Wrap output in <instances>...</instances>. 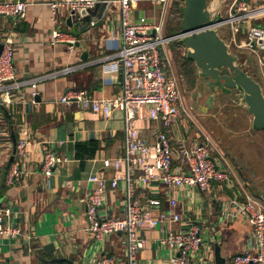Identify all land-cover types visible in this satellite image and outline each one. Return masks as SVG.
<instances>
[{"label":"crops","instance_id":"obj_1","mask_svg":"<svg viewBox=\"0 0 264 264\" xmlns=\"http://www.w3.org/2000/svg\"><path fill=\"white\" fill-rule=\"evenodd\" d=\"M53 1L59 0H34L24 18L0 17V37L9 31L16 35L14 64L17 68L18 80L23 83V86L11 89L12 103L5 105L10 117L5 115L2 107L0 108V113L5 115L4 118H0V130L7 132L2 139L8 161L12 156H14L13 161H17L12 133H15L17 140L24 122H27L32 130V144L29 146L28 156L20 161L22 173L14 178L12 184L5 183V190L0 191V200L10 205L13 220L22 229V235L16 240L0 237V264H53L44 262L41 257L46 259L62 257L73 261L74 264H95L101 255L106 253L114 255L117 264H125L121 233L111 235L104 242H98L87 230L85 201L92 187V183L88 180L89 175L100 172L111 177L113 171L103 165V159H113L123 154L124 114L121 110L115 109L111 118H104L92 111L81 109L75 103L61 102V98L71 89H84L94 98L112 97L119 92L122 74L120 71H114L106 59L121 47V40L112 38L119 33L116 23L119 19L118 3L113 4L100 25H97L96 21L91 24L92 20L84 19L83 25L76 20H72L73 25H69L67 23L70 16L69 5L60 7L54 14L50 6V2ZM250 1L261 3L264 0ZM209 2L213 4L217 1ZM184 3L185 0H170L167 8H163L160 18L157 19L152 13L158 3L143 0L133 10V15L135 18L145 15L151 22L156 23L164 21V34L177 35L174 32L176 27L181 26V19L179 22L177 17L174 18L172 7L178 6L182 13ZM259 23H264V19L250 20L247 25H260ZM54 29L66 31L75 37L73 49H70L67 42L52 43ZM221 29L223 27L219 29L222 37ZM245 36L244 31L238 37ZM222 38L225 40L224 37ZM171 42L163 50L166 70L177 79L179 89L182 85L186 91L193 90L192 100L198 101L200 109L204 111V98L195 91L198 80L196 79L195 85L191 86L181 72L182 57L187 54V48L183 47L182 53L177 47H171ZM234 47L246 52V58L244 56L241 58L242 62L247 61L245 59H248V55L254 64L247 61L249 73L251 76L258 75L261 84L264 83V67L259 62V58L264 57V53L258 56L257 53L238 48L235 44ZM236 49L235 53H237ZM175 53L178 54L176 57ZM67 66H75L74 71L57 74L38 84V95L33 102L31 95L33 89L28 82L40 75L60 71ZM198 72L197 68V74ZM216 104L218 97L212 110L209 109L206 113L213 112ZM246 116L248 117H244L245 131L255 129L252 123L253 116L249 112ZM228 117L232 116L228 115ZM193 120L194 117L187 113L183 106L179 115V129L185 137L190 133ZM138 125L141 134L152 141L156 124L148 118L146 108L139 112ZM199 133L210 140L207 130ZM197 137L198 135H194L192 141L191 139L187 141V145H191ZM78 142H95L97 146L90 147L83 157H78L76 154ZM173 142L178 146L177 140ZM44 144L65 157V161L49 177L45 176L41 166ZM211 145L212 155L232 168L234 191L237 190L242 196L251 195L264 205V193L261 194L262 192L257 190L258 187L243 167L239 157L234 156L235 154L231 157V151H226L215 142V147L212 142ZM215 184L217 188L214 194L205 193L207 198L198 187L176 190L175 196L179 201L177 210L182 212L189 206L190 219L201 217L205 221L206 242L211 241L213 252L215 244H218L221 255L226 258L225 264H232L233 255L242 252L246 247H255L256 243L251 237L252 227L247 220L240 216L233 221L221 217L218 200L229 199L235 192L227 187L218 186V183ZM148 186L152 190H158L163 209H168L164 187L156 181H152ZM207 199L209 204L206 203ZM214 199L216 203L213 202ZM122 200L121 187L118 189L109 187L105 208L111 217L121 215ZM164 227V229L171 227L177 230L181 225L167 220ZM164 229L162 227L142 229L147 243L145 249L138 254L141 263L166 262L175 255L173 249L158 243L159 236L165 233Z\"/></svg>","mask_w":264,"mask_h":264},{"label":"built area","instance_id":"obj_2","mask_svg":"<svg viewBox=\"0 0 264 264\" xmlns=\"http://www.w3.org/2000/svg\"><path fill=\"white\" fill-rule=\"evenodd\" d=\"M34 0L0 1V17L24 18ZM118 3L119 19L116 20L119 33L114 40H121V47L108 55L111 68L120 71L122 82L120 90L112 97L94 98L84 89H71L61 98L62 103H75L81 109L92 111L104 118H111L115 109L124 114V151L119 157L104 158L103 165L113 171L111 177L95 172L89 175L91 189L85 198L87 205V230L98 242L106 241L111 235L122 233V246L125 264H216L213 245L206 242L205 221L201 217L190 219V207L180 212L176 190L198 187L201 192L214 194L218 186L234 191L235 183L231 168L221 159L212 155V145L208 137L198 135L191 145L181 132L179 115L183 107L177 79L168 74L163 57L166 45L178 40L183 34L166 36L164 21L151 22L145 15L135 18L133 10L143 0H59L50 2L53 13L60 7L69 5L70 15H76V21L83 25L79 16L82 8H93L98 2ZM167 8L170 0H152ZM220 11L222 20L217 24L220 29L231 27V40L241 49H248L258 56L264 53V25H247L250 20L264 18V1L260 4L250 0H234L227 7V15ZM72 11L73 14H72ZM95 21L92 20L91 24ZM83 27V26H82ZM246 36L239 38L242 32ZM67 42L73 49L75 37L63 30L52 31V43ZM3 45L0 54V108L12 103L11 89L23 86L18 80L14 64L16 35L9 31L0 37ZM264 67V57L259 58ZM75 66H67L54 73L40 75L28 83L32 87V101L38 95V84L53 78L57 74L74 71ZM146 108L148 118L155 122L153 140L144 137L138 125L139 112ZM5 115L0 113V118ZM7 132L0 130V177L1 169L8 158L4 152L2 136ZM32 130L27 122L20 127L15 143L17 161L9 168L5 182L12 184L14 178L22 173L20 161L29 153ZM178 141V146L173 141ZM42 171L46 177L65 161V157L55 153L47 144L43 145ZM156 181L164 187L168 209H163L158 190L148 185ZM109 187L123 190L121 215L111 217L105 208ZM140 190V191H139ZM229 199H219L220 215L233 221L239 216L247 220L251 227V237L255 247H246L232 257V264H264V205L251 195H240L237 190ZM167 220L179 223L181 228L164 229ZM162 227L165 233L160 235L158 243L175 251L169 261L141 263L138 254L146 247V238L142 229ZM22 235L21 226L12 218V209L8 203L0 200V237L13 240ZM206 243V244H205ZM97 264H117L114 255L103 254ZM53 264H65L53 263Z\"/></svg>","mask_w":264,"mask_h":264},{"label":"water","instance_id":"obj_3","mask_svg":"<svg viewBox=\"0 0 264 264\" xmlns=\"http://www.w3.org/2000/svg\"><path fill=\"white\" fill-rule=\"evenodd\" d=\"M209 1L185 0L181 23L182 31L179 33L183 34L179 40L187 48V57L193 60L199 69L196 93L204 96L206 110L212 109L218 94L230 96L233 94L235 96V98L232 97L233 101L241 100L244 108L253 116V127L263 129L264 90L262 84L249 73L248 62H242L238 53L231 52L228 43L219 34L217 24L223 17L220 11L214 10L216 7L221 9L222 0L213 4ZM112 6V2H98L93 8H82L78 15L82 16L84 20H94L97 25H100ZM75 19L76 15H70L67 23L73 25L72 20L75 21ZM2 48L1 44L0 54ZM1 107L5 115L10 117L7 107L5 105ZM12 138L16 143L14 132ZM13 160L14 156L10 161ZM213 202L216 203V199ZM206 203L209 204V199L206 200ZM214 254L216 264H225L226 258L221 255L218 244H215ZM41 260L46 263L66 261L74 264L73 261L62 257L51 259L41 257Z\"/></svg>","mask_w":264,"mask_h":264},{"label":"rangeland","instance_id":"obj_4","mask_svg":"<svg viewBox=\"0 0 264 264\" xmlns=\"http://www.w3.org/2000/svg\"><path fill=\"white\" fill-rule=\"evenodd\" d=\"M214 2V0H212ZM221 1V0H216ZM234 0H222L221 10L224 15H227V7ZM184 2V1H183ZM260 4V2H258ZM163 4L158 3L156 6V10L153 11L152 15L160 18V13L163 11ZM178 6L172 7V12L174 14V18L177 17L178 21L182 23V13ZM261 19V18H260ZM264 19V18H262ZM260 25H264V23H259ZM181 27V26H180ZM182 31V28H180ZM221 35L225 38V40L230 45V50L235 52L234 44L231 40V27L230 25L224 26L223 29L220 30ZM168 35L167 33L165 34ZM168 45V44H167ZM166 45V46H167ZM171 47H177L183 53V45L180 43V40H173L170 43ZM177 53V52H176ZM175 53V57L178 55ZM240 56V59L243 56L246 58V52L237 51ZM186 54V53H185ZM247 60L250 64H253V61L247 55ZM242 61V59H241ZM254 65V64H253ZM264 71V68H263ZM252 76L260 82L258 75L252 74ZM198 80V79H197ZM180 83V82H179ZM198 83V82H197ZM261 83V82H260ZM262 87L264 88V83H262ZM181 85V83H180ZM197 86L195 87V91H197ZM181 89V97L183 101V106L185 107L187 113L191 114L194 117L192 122V128L190 133L186 136V141H192L194 135H200L198 132H203L204 130L208 131V135L210 136V140L214 145V142L223 147L226 151L232 152L230 156L239 157V160L242 161L243 167L246 168L248 173L250 174V178L254 180V184L258 187L257 190L261 191L259 193H264V129H250L249 131H245V122L244 117L248 114V110L244 108L241 100L233 101L232 97L235 96L230 95H222L218 94V104H216L215 110L212 112H207L205 109H200V104L198 101L192 100V89L189 91L185 90L182 85ZM264 90V89H263ZM204 98V96H202ZM202 102V101H199ZM204 105V104H203ZM212 110V109H210ZM221 110V111H220ZM181 112V111H180ZM228 115L232 117L229 118ZM204 129V130H203ZM206 133V132H205ZM213 154V151H212ZM215 154V153H214ZM232 170V168H231ZM230 191H233L230 189ZM234 192V191H233ZM234 196V195H233Z\"/></svg>","mask_w":264,"mask_h":264},{"label":"trees","instance_id":"obj_5","mask_svg":"<svg viewBox=\"0 0 264 264\" xmlns=\"http://www.w3.org/2000/svg\"><path fill=\"white\" fill-rule=\"evenodd\" d=\"M181 27L178 26L175 29V34L180 33ZM174 31V30H173ZM223 37V36H222ZM236 49V48H235ZM236 51H239L236 49ZM183 60L181 62V72L186 79V82L190 84L191 86H194L197 79V67L195 65V62L187 57V55H184ZM11 119V118H10ZM9 119V120H10ZM97 146L95 142H88V143H77L76 144V154L78 157H83L85 152L90 149V147ZM16 156V155H15ZM13 161H8L4 167L1 169V177H0V191H4L6 188L5 180L6 176L8 174L9 168L12 165ZM65 264H68L67 262H63Z\"/></svg>","mask_w":264,"mask_h":264}]
</instances>
